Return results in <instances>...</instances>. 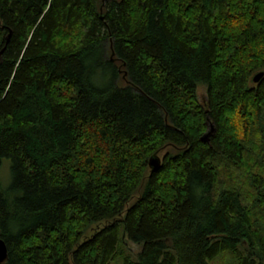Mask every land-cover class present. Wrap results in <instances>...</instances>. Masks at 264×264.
<instances>
[{"label":"trees","instance_id":"trees-1","mask_svg":"<svg viewBox=\"0 0 264 264\" xmlns=\"http://www.w3.org/2000/svg\"><path fill=\"white\" fill-rule=\"evenodd\" d=\"M260 72L264 0H0L2 264H264Z\"/></svg>","mask_w":264,"mask_h":264},{"label":"rangeland","instance_id":"rangeland-1","mask_svg":"<svg viewBox=\"0 0 264 264\" xmlns=\"http://www.w3.org/2000/svg\"><path fill=\"white\" fill-rule=\"evenodd\" d=\"M198 94L200 97V100L202 102H205L206 100V89L204 87H200L198 90ZM10 168H11V161L9 159H4L2 160V164L0 167V177L4 183V185L6 186L9 181H10ZM4 186V187H5ZM121 240L123 241V234H121ZM123 244H125V246L129 249V251H131V253L135 256L140 252V246L133 244L131 242H122Z\"/></svg>","mask_w":264,"mask_h":264},{"label":"water","instance_id":"water-1","mask_svg":"<svg viewBox=\"0 0 264 264\" xmlns=\"http://www.w3.org/2000/svg\"><path fill=\"white\" fill-rule=\"evenodd\" d=\"M263 77H264V72L258 73L257 75L254 76L253 79L254 83H258ZM212 131L213 128L210 129V131L203 136L202 140L207 141ZM161 164H162V160L158 156L152 157L149 161V167L151 169V172L158 171L161 167ZM7 257H8L7 245L5 241H3L0 238V264L4 263L7 260Z\"/></svg>","mask_w":264,"mask_h":264}]
</instances>
